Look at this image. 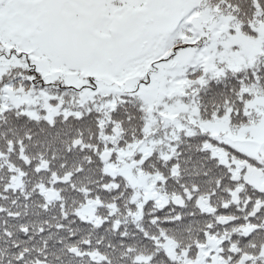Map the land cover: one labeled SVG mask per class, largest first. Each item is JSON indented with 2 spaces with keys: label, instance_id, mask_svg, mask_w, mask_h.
Instances as JSON below:
<instances>
[{
  "label": "snow or ice",
  "instance_id": "snow-or-ice-1",
  "mask_svg": "<svg viewBox=\"0 0 264 264\" xmlns=\"http://www.w3.org/2000/svg\"><path fill=\"white\" fill-rule=\"evenodd\" d=\"M0 264H264V0H0Z\"/></svg>",
  "mask_w": 264,
  "mask_h": 264
}]
</instances>
